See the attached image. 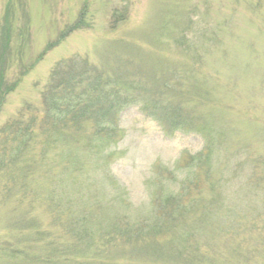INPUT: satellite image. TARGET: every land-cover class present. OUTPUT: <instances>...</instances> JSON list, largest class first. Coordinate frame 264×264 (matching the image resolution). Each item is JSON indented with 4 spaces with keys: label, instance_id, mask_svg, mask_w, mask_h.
I'll return each mask as SVG.
<instances>
[{
    "label": "rangeland",
    "instance_id": "rangeland-1",
    "mask_svg": "<svg viewBox=\"0 0 264 264\" xmlns=\"http://www.w3.org/2000/svg\"><path fill=\"white\" fill-rule=\"evenodd\" d=\"M0 51V264L166 262L112 242L115 226L147 232L157 196L185 178L181 215L155 238L202 264H264V0H0ZM71 59L149 101L121 107L92 152L87 124L43 146L42 93ZM159 99L197 115L199 131L159 125ZM75 219L88 229L80 244L66 228Z\"/></svg>",
    "mask_w": 264,
    "mask_h": 264
},
{
    "label": "trees",
    "instance_id": "trees-1",
    "mask_svg": "<svg viewBox=\"0 0 264 264\" xmlns=\"http://www.w3.org/2000/svg\"><path fill=\"white\" fill-rule=\"evenodd\" d=\"M7 33H5V37L7 36L8 39L9 34ZM1 47L5 50V41ZM74 61V59H71L68 62L59 61L55 65L54 70L51 71V80L42 93L41 103L43 104L45 110L43 121L45 123L47 122L46 125H49L47 130L43 132V146L51 144L53 140H61V136L67 137L64 125H68L67 127L78 126L80 128L83 124H87L89 131H87L88 145H86L85 148L88 149L89 152H92L94 149L97 150L96 147L99 148L98 143L95 142L96 140L98 141L100 138H104L105 135V138H112H110V136H112V133L116 131L118 114L122 111L121 107L130 105L135 101H139V103L142 105L145 104L146 107H148L149 101L146 98H143V100L140 101L135 92H128L127 89L129 87L136 89L135 85L131 82L127 83L124 80L118 81L110 74L105 75L101 70L95 68L94 70H90L86 68L85 62L83 64L84 68L81 69L80 66L73 63ZM3 65H5L4 60H1L0 73ZM144 88L145 85L142 89ZM4 93L5 92H3L2 95H4ZM157 101L152 102H155L154 104L157 108L159 107V103L161 105H165V110L158 108L155 112H153V114L149 113V115L157 116L158 118H153L159 125H162L160 121L163 120L164 123H166V125L173 130L183 133L199 131L198 129H195L196 124L200 123L197 115H193L192 113L186 112V110H182L181 106L174 105L171 101L166 102L162 99ZM199 127L200 129L205 128L204 126ZM29 132L30 127L28 125H23L22 130L14 131L15 135H22L24 141L32 137ZM210 152H208L207 149L204 152H198L194 158V160H196L195 163L197 165H203L202 160L204 158L208 159ZM189 181L191 180L185 178L181 183V186L186 183H188L189 186ZM57 182V186L60 187H73V184L70 182H67V184L63 180L61 182ZM94 184H98L103 190V181L95 179ZM180 187L176 192L169 189L170 191H162L163 193L157 196L160 208L163 211L157 212V214H155L156 212L154 211L155 213L153 214V217L151 218L150 216L151 228L147 232L144 231L143 227H140L141 225L136 226L135 224H121L119 226H115V228L117 227L116 234L119 237H115L112 242L120 238L124 242L133 241L140 243L145 255H156V257L158 255H162V259L167 260L166 262H161L159 264H202L198 257L191 255L188 251H185L184 247L178 249L173 248L169 243L166 244V241H160V239L155 238L156 233L164 231L162 227L164 225L166 226L165 222L167 220L168 222H174L178 215H181L182 211L180 204L183 197H181V194L183 193H179L180 190H182ZM54 188L55 187H50L49 192H55ZM52 204L55 206L54 199L52 200ZM162 216H165V219ZM82 222L83 220L81 219H75V221L71 220L66 225V228L70 231L77 244H80L82 239H84L87 235L86 231L88 229L85 222ZM159 222H162L163 224H160ZM173 226L174 225L172 224V227ZM64 255H68L65 250ZM39 263L73 264L67 258L63 260V258L53 259L51 257L39 259ZM78 263L81 262H77L76 264ZM142 264H150V262Z\"/></svg>",
    "mask_w": 264,
    "mask_h": 264
}]
</instances>
